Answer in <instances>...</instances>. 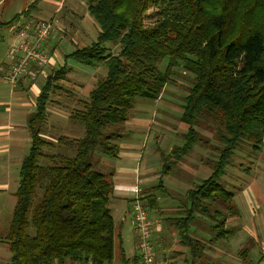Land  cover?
I'll return each mask as SVG.
<instances>
[{"label": "trees", "instance_id": "obj_1", "mask_svg": "<svg viewBox=\"0 0 264 264\" xmlns=\"http://www.w3.org/2000/svg\"><path fill=\"white\" fill-rule=\"evenodd\" d=\"M40 1L34 0L28 11ZM86 2L99 27L97 40L66 59L94 69L106 67L107 74L70 114L73 124L84 127L78 138L51 142L42 137L51 92L61 87L68 65L49 71L40 88L27 121L31 146L20 167L12 220L0 240L11 251L8 264H65L67 259L113 264L116 244L121 264H139L137 255L126 256L121 232L116 231L110 207L114 171L97 170L94 153L103 152L102 163L117 158L123 124L138 98L160 99L179 74L190 77L181 104L186 129L179 144L162 153L155 190L166 192L162 178L195 145L212 148L214 157L205 161L210 176L188 189L180 214L169 223L178 234L176 254L184 255V264H217L207 258L206 249L234 236L229 220L239 214L235 193L222 178L243 143L251 142L255 151L264 146V0ZM107 43L119 46L118 53ZM143 200L150 210L153 201L158 203L155 194ZM201 217L208 219L212 233L206 245L194 235ZM249 253V247L240 251L244 262L260 264Z\"/></svg>", "mask_w": 264, "mask_h": 264}, {"label": "rangeland", "instance_id": "obj_2", "mask_svg": "<svg viewBox=\"0 0 264 264\" xmlns=\"http://www.w3.org/2000/svg\"><path fill=\"white\" fill-rule=\"evenodd\" d=\"M33 1L34 0H0V64L9 62L7 54L12 43L15 42L17 38L18 26L27 18L31 17L56 22L59 17L64 26L68 25L67 27L70 31L73 29V32L69 31V35L74 39L73 44L69 43L67 39L63 37L64 34L59 29L51 35V38L55 37L52 41V45L55 46L56 53L64 57L62 59L67 61L66 64L70 70L66 73V78L59 82L61 87L54 88L51 92L49 107L52 113L50 112L49 114L48 122L42 132V137L51 142H57L61 137H81L85 133L84 127L82 125L73 124L72 121H70V114L73 110L82 107L80 100L84 101L88 98L90 90L94 88L99 80L106 76L107 68L101 67L94 69L85 66L74 59H66L64 53L72 52L75 49L96 41L99 33L98 24L93 17L89 15L86 0H61V4L66 3L64 8L63 6L61 7V12H56V7L52 4H48L46 0L38 2L35 8L28 11ZM70 23L72 27L69 26ZM77 29H79L80 39L74 38L76 36L75 30L77 31ZM106 46L111 49L112 53H118L119 51V46H112L110 43H107ZM167 63L168 58L160 63V68L165 69ZM25 78L26 81H30V78ZM42 78L43 75L39 78L41 79V81L38 82L39 88H41L46 81V78L45 80ZM189 78L188 75L179 74L176 77L177 83L168 85L167 89L164 91L163 101H161L159 105L152 99L144 97L138 98L132 109V115H134V117L131 119L129 118V120L123 124V131L124 129L126 131L123 133L127 134L126 140L128 139L129 142L139 141L140 144L144 140L145 143H148L145 157L157 163L155 167L156 170L158 168L161 175L163 170V159L160 154L155 151L158 150V146H161L164 153H167L170 150V146L173 147L181 141L180 133L183 132L182 128H184V124L181 122V104H183V98L186 95L185 87L189 86L190 83ZM14 89L15 86L0 77V121H7L9 119L10 123L13 124L10 127H14L0 130L1 132L4 131V134H2L3 136L0 138V240L5 238L12 220L16 201L14 192L19 185L20 167L23 158L28 154L31 146L27 121L30 113L35 110V106H31V110L21 106V101H18V91L15 90L13 94ZM31 94L32 99L36 100L35 94ZM149 125L153 128L151 133L147 131ZM173 131H175V133ZM177 131H179V134ZM176 133L178 135H176ZM204 133L210 134L206 131H204ZM149 137L150 139L148 141ZM157 140H159V142ZM167 140L171 143H166ZM59 150L62 153L68 152L63 148ZM124 150H126V148ZM101 157L106 158L101 150H96L94 153L95 168L104 173L110 172L113 169V158H108V162L102 163ZM212 157H214L212 148H207L201 144L195 145L181 161L176 163L174 168L169 172V176L165 175L164 185L167 190L165 193H162V196H184L183 192L178 191L180 188H192L208 178L211 173V168L207 167L205 169L204 166L207 165L205 163L206 159H211ZM222 181L225 183L227 190L235 193V202L239 209V214L229 220V226L234 227L236 232L229 241L220 240L218 243L214 242L210 245L212 247L206 251L209 253L207 258L216 261L217 264H247L244 262L240 251L245 247H249V256L253 262L263 261L264 146L260 150L255 151L251 142L243 143L242 146L235 151L232 162L227 167L226 174L223 176ZM253 184L255 186H253ZM256 187L259 189L258 196L254 190ZM113 202L114 199L112 196L110 203L112 213L114 210ZM114 213L117 215L115 226L117 230L120 218L117 212ZM176 213L177 212L174 210H167V215L169 216L177 215ZM122 217H125L122 219V247L126 256L132 259L137 252L135 247L136 231L133 227V219L128 210L126 212L124 211ZM193 229L194 235L201 240L203 239L205 245L209 243L208 239L211 238L212 233L207 229L206 225H202L199 220L193 226ZM170 242V240H166L167 244ZM175 243L174 240L173 245ZM208 248L209 245L207 249ZM217 252L223 255L218 258ZM159 254H161V252ZM165 254L170 261L169 264L177 263L173 259H179L181 261L180 264L184 263L183 258H178L179 256L176 254V251L171 250ZM10 259V249L5 243L0 241V264H8ZM65 264L81 263L72 259H67ZM113 264H121L120 250L117 244L115 245Z\"/></svg>", "mask_w": 264, "mask_h": 264}, {"label": "crops", "instance_id": "obj_3", "mask_svg": "<svg viewBox=\"0 0 264 264\" xmlns=\"http://www.w3.org/2000/svg\"><path fill=\"white\" fill-rule=\"evenodd\" d=\"M41 1H43V0H41ZM46 1L48 4H52L53 6L56 7V9H55L56 12H58V11L61 12L62 11L61 7L63 6V8H64V6L66 5V3L65 4L62 3L63 4L62 5L61 0H46ZM56 22H55V24L57 25V29L61 30L64 34L63 37H65L69 43L73 44L74 39H73V37H71L69 35L70 30L67 27L68 25L64 26L63 23H61L59 17L56 20ZM69 26L72 27V24L70 23ZM78 30L79 29H77V31L75 30L76 36L74 38H76V39L81 38ZM73 31L74 30L71 29L70 32H73ZM74 35H72V36H74ZM54 38L55 37H52V38L50 37L45 44L47 51L53 57V62L51 65H49L45 69L44 74H43V78H42L44 80H45V78H47L49 71L56 69L58 67H61L67 63V61L65 59H62L64 57L61 54L56 53V48H55V46L52 45V41ZM69 53H71V52L64 53V56H66ZM61 62H63V63H61ZM40 81H41V79H38L36 81L30 80L28 82V81H26V78H20L18 80L13 94L15 93V90L18 91V93H17L18 94V101H21V106L26 107L28 110H31L30 107L34 106V104H35V100L32 99L31 93H33V94H35V96H37L38 92L40 91V88L38 85V82H40ZM163 97H164V94L160 99L155 100L154 102H156L159 105L161 103V101H163ZM50 109L51 108L48 107L49 114H50V112L52 113V111ZM9 111H10V109H9ZM133 117H134V115H132L130 117V119ZM12 125L13 124L10 123L9 119L7 121H0V130L1 129L14 128V127H10ZM183 127L184 128H182V130L184 131L186 129V126L184 125ZM147 128H148L147 131L151 133L153 128L150 127V125ZM123 132H126L125 129ZM173 132L175 133V131H173ZM178 132L179 131H177V133ZM177 133H176V135L179 134V133L178 134ZM2 134H4V131H2V132L0 131V138L3 136ZM124 134H125V136H124L125 138H123L119 142L120 146H121L120 154L117 158H113V162H112L113 163V171H114L113 179H114V183H115L114 193H113L114 210H113L112 214L114 217L115 226H116V216L117 215H115L114 212H117V214L120 218L118 229L116 231L119 230L121 232V229L123 227V220L122 219L125 218V217H122L124 211L126 212L128 210L129 213L131 214V217H132L131 207H132V198L134 195V187L139 182L141 185V190H142L143 196H147V195L150 196L152 194H155L158 197V203L156 201H153L155 204L154 205L155 207H152L151 210L147 207V205L145 204V201H144V204L146 205L152 219L155 221L154 225H153V242H154V247H155V253H156L158 258H164L165 257L164 259L168 260V257L165 256L166 255L165 253H167L171 250L176 251V249H178L179 246H178V234L172 228L171 224L169 223V218L171 216L167 215V210H174L177 212L176 214H180L179 206L183 203L185 194L188 191V189H184L182 187L178 190L180 192H183L184 196H178V195L172 196L171 195L170 197H164V196H162V192L155 190V187L161 181V174L159 173L158 168L156 170L155 165L157 163L155 161H151L149 159H146V157H145L148 143H145L144 140L141 144L139 141L138 142H129L128 139L126 140L127 134L126 133H124ZM149 139H150V137L148 138V141H149ZM157 141L159 142V140H157ZM168 142H170V141L167 140L166 143H168ZM125 148H126V150H124ZM157 148H158V150H156L155 152L159 153L160 156H162V153L164 152L163 149H161V146H158ZM172 148L173 147L170 146L169 152L171 151ZM169 152H167L166 154H168ZM105 161L108 162L109 159H106ZM201 165H202V163H201ZM204 167L206 169L208 166L205 165ZM164 177L162 178L163 183H164ZM253 186H255V185L253 184ZM254 190L256 192V195L258 196L259 195V189L256 187V188H254ZM244 193H246V192H244ZM173 216H175V215H173ZM199 219H201L200 223L202 225H206L207 229L209 230L210 224L208 222V219H206L204 217L203 218L201 217ZM133 227H134V221H133ZM166 240H170L171 242L169 244H167ZM174 240L176 243L173 245ZM208 242H210V241H208ZM212 243L213 242H211V244H209V248L206 249V251L212 247V246H210V245H212ZM135 247H136V244H135ZM158 252L159 253L161 252V254H159ZM206 254L209 255L208 252H206ZM217 254H218V258L223 255V254H220L219 252H217ZM177 255L179 256L178 258L184 259L183 254L177 253ZM173 260L177 262L176 264H180V262H181L179 259L178 260L173 259ZM173 260H171V261H173ZM169 263H170V261L168 260L167 264H169ZM182 264H184V263H182ZM260 264H264V260L261 261Z\"/></svg>", "mask_w": 264, "mask_h": 264}, {"label": "built area", "instance_id": "obj_4", "mask_svg": "<svg viewBox=\"0 0 264 264\" xmlns=\"http://www.w3.org/2000/svg\"><path fill=\"white\" fill-rule=\"evenodd\" d=\"M57 30L53 21L27 18L18 26L15 42L8 51L9 62L0 64V77L16 86L20 78L28 77L36 81L52 64L53 57L45 44L52 33ZM140 183L134 187L132 198V218L136 231V255L139 264H167L164 258H158L153 242L152 219L141 193ZM264 251V245L262 246Z\"/></svg>", "mask_w": 264, "mask_h": 264}]
</instances>
